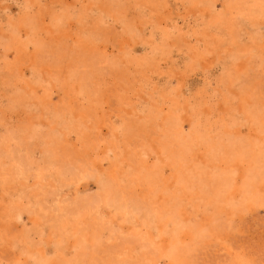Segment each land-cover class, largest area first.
<instances>
[{
  "label": "rangeland",
  "instance_id": "1",
  "mask_svg": "<svg viewBox=\"0 0 264 264\" xmlns=\"http://www.w3.org/2000/svg\"><path fill=\"white\" fill-rule=\"evenodd\" d=\"M0 264H264V0H0Z\"/></svg>",
  "mask_w": 264,
  "mask_h": 264
}]
</instances>
